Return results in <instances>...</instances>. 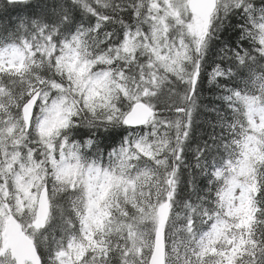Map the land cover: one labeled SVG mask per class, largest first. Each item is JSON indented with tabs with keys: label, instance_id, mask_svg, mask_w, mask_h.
Returning a JSON list of instances; mask_svg holds the SVG:
<instances>
[{
	"label": "snow or ice",
	"instance_id": "snow-or-ice-1",
	"mask_svg": "<svg viewBox=\"0 0 264 264\" xmlns=\"http://www.w3.org/2000/svg\"><path fill=\"white\" fill-rule=\"evenodd\" d=\"M0 264H264V0H0Z\"/></svg>",
	"mask_w": 264,
	"mask_h": 264
}]
</instances>
